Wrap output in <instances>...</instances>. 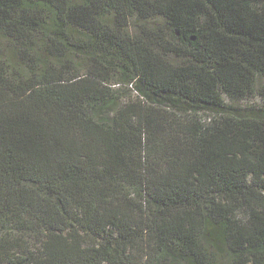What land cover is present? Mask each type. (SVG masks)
Listing matches in <instances>:
<instances>
[{"label":"trees","instance_id":"16d2710c","mask_svg":"<svg viewBox=\"0 0 264 264\" xmlns=\"http://www.w3.org/2000/svg\"><path fill=\"white\" fill-rule=\"evenodd\" d=\"M223 93L264 102V0H0V233L36 240L0 258L264 264V105Z\"/></svg>","mask_w":264,"mask_h":264},{"label":"rangeland","instance_id":"374dc122","mask_svg":"<svg viewBox=\"0 0 264 264\" xmlns=\"http://www.w3.org/2000/svg\"><path fill=\"white\" fill-rule=\"evenodd\" d=\"M146 22H148V23L158 22L160 24H164V18L158 17L156 19L146 20ZM136 28H137V26L135 25V22H131L130 30L133 34L136 33ZM170 58L174 62L177 61L180 63V61H181V58H177V57H170ZM137 95L138 94L135 91H133V93L131 94V98H136ZM223 98H224L226 103L236 104V105H239L241 107L251 106L253 104H256L258 106L264 105L263 99L261 98V95L259 93H255V94L247 95V96H242L239 98L234 97V96L232 97L226 93H223ZM122 100L125 101L126 97H122ZM204 114H206V113H204ZM7 227L4 228L2 230V232L0 233V243L2 246L5 244L4 245L5 248H10V251L8 253L10 255H7V256H10V258H12L11 261L16 260L17 258L25 257L30 251H33V249L36 248V240L32 235H26L23 239L21 238L22 241H19L18 238H20L19 236L21 233H16V231H14L10 228H7ZM5 240H9V241L6 243ZM3 255H5V254H3ZM0 264H9L7 262L6 256L0 258Z\"/></svg>","mask_w":264,"mask_h":264}]
</instances>
